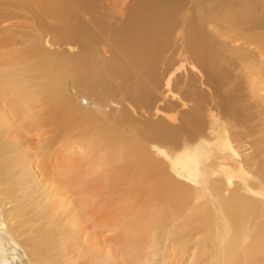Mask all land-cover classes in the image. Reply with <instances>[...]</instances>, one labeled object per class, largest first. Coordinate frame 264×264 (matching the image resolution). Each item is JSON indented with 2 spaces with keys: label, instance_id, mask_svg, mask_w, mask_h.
<instances>
[{
  "label": "bare ground",
  "instance_id": "6f19581e",
  "mask_svg": "<svg viewBox=\"0 0 264 264\" xmlns=\"http://www.w3.org/2000/svg\"><path fill=\"white\" fill-rule=\"evenodd\" d=\"M237 1L234 5L227 3L222 19L221 12L225 11L220 6L210 7L213 15L203 19L196 33L189 14L194 6L174 2L169 7L154 4L142 8L139 0H0V24L27 19L30 13L33 27L41 36L52 34L56 43L66 36L85 40L78 43L82 53L71 58L51 54L41 38L30 39L27 47L17 50L19 39L4 36L0 45V134L9 128L10 116H20L40 104L50 109L52 123L58 127H64L62 120L68 119L67 112L76 114L77 121H89L95 126L90 147L102 146L109 159L117 155L106 146L145 145L142 153L146 164L139 173L166 175L172 181L200 187H191L195 192L192 195L180 185L170 184L172 192L183 194L187 204L193 198L192 213L196 219L204 218L201 224L206 230L201 238L205 241L212 234L211 209L215 210L213 224L222 228L214 229L219 232L212 235L219 237L223 246L218 253L219 264H264V194L253 190L251 163L236 146L241 148L244 138L236 136L229 126L224 114L231 105L221 93L233 79L228 69L236 62L235 48L222 39L230 36L234 41L244 39L248 46L264 47V0ZM177 11L182 14L180 19L176 18ZM86 17L90 25L99 28H91L84 21ZM49 20L51 24H45ZM210 26L221 28V32L211 31ZM105 28L116 33V50L109 60V52L99 48L103 42L95 32ZM69 77L86 103L91 101L92 91H100L99 98L117 102L121 106L117 111L123 114L106 122L79 113L73 100L64 94ZM112 81L117 83L114 91L108 87ZM94 107L101 109L97 104ZM235 108L234 113L240 111ZM71 120L68 122L74 125ZM10 145H0V264H66L68 251L81 245L74 227L83 210L78 214L62 204L65 212L60 216L52 203L35 201L28 186L32 165L24 159L21 145ZM86 200L79 204L84 210ZM85 252H89L85 256L99 259V264H107L104 259L111 258L106 250L104 256ZM128 260L129 264H148L138 257Z\"/></svg>",
  "mask_w": 264,
  "mask_h": 264
},
{
  "label": "rangeland",
  "instance_id": "374dc122",
  "mask_svg": "<svg viewBox=\"0 0 264 264\" xmlns=\"http://www.w3.org/2000/svg\"><path fill=\"white\" fill-rule=\"evenodd\" d=\"M172 2L189 7L194 6L189 14L192 15L191 20L193 21L191 22L195 23L193 32L196 33L201 30L203 19L213 15L210 7L220 6L221 11H225L221 12L224 17L219 12L220 19H222L226 17L227 13L225 6L238 3L237 0H139V5L142 8L154 4L156 7L158 5L169 7ZM71 6H75L74 2ZM237 10H239L238 7ZM181 17V12L177 11L176 18L180 19ZM104 20L107 23L106 17ZM84 21L91 28H99L97 25H90L91 21L88 17L84 18ZM51 22L49 20L45 24L50 25ZM33 23L30 13H28L27 19L20 18L1 23L0 45L4 43V38L7 35H14L19 39L16 49L22 50L27 47L30 39L37 37L44 40L45 49L53 55L69 57L82 53L83 48L78 43H84V39H72L66 36L63 42L56 43L52 34L39 35V32L33 27ZM204 29L207 31V28ZM209 29L221 32V28L215 26H210ZM95 32L97 35L99 34L103 42L99 48L104 47L109 52L106 54V59L109 60L112 52L116 50V33L108 28ZM236 40L234 41L230 36H225L222 39L235 48L233 57L236 59L233 69H228L233 79H229L225 89L221 92L226 103L231 105L226 104L228 111L224 116L227 115L225 118L229 126H232L234 134L244 138L242 142L244 145H241V148L239 145L236 146L242 156L251 163L249 179L254 187L253 190L264 194V47L248 46L244 39L237 38ZM2 54L0 51V57ZM107 79L111 80V78ZM234 81L238 82L236 83L238 85H235ZM108 87L114 91L117 88V83L109 82ZM232 87L236 89L233 91ZM230 91L234 92L232 97L229 96ZM64 94L73 100L78 112L83 115L94 116L98 120L108 122L123 114L117 111L120 106L117 102L100 99V91H92L90 93L91 101L86 103L84 95L77 87H74L72 77L68 78ZM96 104L100 105L101 109L95 110ZM33 107L37 109L30 110V108L25 110V113L21 112L20 116L9 117L10 129L8 128L2 133L4 136L0 134V145L12 143L13 147L14 145L23 147L20 146L25 155L24 159H27L32 165L30 174L33 176H31L30 185L28 184L31 190L28 189V191H31L30 194L33 192L31 196L35 201H47L48 205L52 203L53 209L60 212L57 213L60 216H63L65 212L60 208L62 204L68 206V210L72 212L77 210L78 214L80 210H83L80 211L82 216L79 214V220L76 219L77 226L74 227L79 231L81 245H76L79 249L73 246V251H68L69 254L65 257L66 264L69 260L68 264H93L91 262L99 264V259L89 257V254L85 256L89 253H86V250L96 252L101 256L109 253L107 257L111 256V258L104 259L109 261V263L106 261L107 264H129L130 257L133 260L137 257L145 259L148 264H219L221 255L218 257V253L223 246L219 237L214 238L212 235L217 234L218 230L214 229L220 231L222 228L220 225H216L218 228H213L216 227L213 224L215 210L210 208L212 223L209 225V232L212 234H208L210 240L205 241L201 238L206 230V226L201 224L204 218L196 219V214L192 213L194 209L191 207L195 206L194 203L191 204L193 198L191 202L188 200L190 204H187L182 199L183 194L172 192L170 184H178L192 195L195 192L190 188L194 186L200 189V187L184 181H172L166 175L151 176L150 173L148 175L139 173L142 165L146 164L142 153L145 145L106 146L117 155V157L109 159L102 146L90 147L95 126L89 121H77L76 114L67 112L66 117L68 116L69 120L72 118L71 121H75L74 125H71L68 119H63L64 127H58L52 123L48 107L40 104ZM235 107H238L240 111L238 109L239 112L234 113L237 110ZM223 111L225 113L226 109L223 108ZM229 111H233L234 115L232 116ZM136 147H141L142 150L136 149ZM88 149L90 150L87 151ZM4 160L7 161V158L4 157ZM73 167L76 168L73 169ZM57 176L59 177L57 178ZM33 179L35 180L33 181ZM54 179L56 180L54 181ZM42 192L43 194H41ZM45 194L49 196L51 194V197L48 196V198ZM85 200L89 207L86 205L84 210V207H80L79 204ZM213 213L215 214L213 215ZM203 240L204 242H202ZM203 243L205 245H202ZM93 247L96 250H92ZM97 248L105 249L106 253H104L105 250L103 252ZM77 249H84V251L78 252ZM80 253H84V256ZM68 256L75 257L71 260ZM75 258L76 260H74Z\"/></svg>",
  "mask_w": 264,
  "mask_h": 264
}]
</instances>
